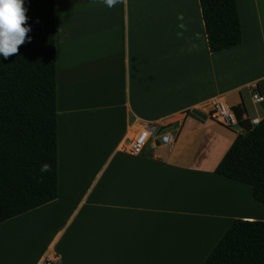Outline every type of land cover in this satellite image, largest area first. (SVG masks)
<instances>
[{"label": "crops", "instance_id": "crops-1", "mask_svg": "<svg viewBox=\"0 0 264 264\" xmlns=\"http://www.w3.org/2000/svg\"><path fill=\"white\" fill-rule=\"evenodd\" d=\"M235 1L241 43L211 53L198 0H55L57 198L0 223V264H202L234 220L264 221L248 185L214 173L241 130L209 101L264 117V0ZM146 126L174 142L122 152ZM25 225L47 229L32 255L5 236Z\"/></svg>", "mask_w": 264, "mask_h": 264}, {"label": "trees", "instance_id": "trees-1", "mask_svg": "<svg viewBox=\"0 0 264 264\" xmlns=\"http://www.w3.org/2000/svg\"><path fill=\"white\" fill-rule=\"evenodd\" d=\"M209 52L241 43L235 0H198ZM31 42L0 56V223L57 198L55 0H24ZM238 133L214 173L246 184L264 206V117L232 108ZM43 164L51 170L41 172ZM202 264H264V221L234 220Z\"/></svg>", "mask_w": 264, "mask_h": 264}, {"label": "clouds", "instance_id": "clouds-1", "mask_svg": "<svg viewBox=\"0 0 264 264\" xmlns=\"http://www.w3.org/2000/svg\"><path fill=\"white\" fill-rule=\"evenodd\" d=\"M99 2L108 8H114L118 4L126 3V0H99ZM26 12L24 0H0V56H3L4 59L18 54L19 47L26 42V39L27 42H31L30 37L27 36L31 28L25 26ZM177 19L183 21V14H178ZM178 27L187 30L184 23H180ZM177 36L182 37L183 32H177ZM50 170L51 165L49 164L41 166V172Z\"/></svg>", "mask_w": 264, "mask_h": 264}, {"label": "built area", "instance_id": "built-area-1", "mask_svg": "<svg viewBox=\"0 0 264 264\" xmlns=\"http://www.w3.org/2000/svg\"><path fill=\"white\" fill-rule=\"evenodd\" d=\"M251 99L254 103L262 101V95L256 88L251 90ZM208 117L225 127L235 128L239 127L236 117L231 107L226 105L222 100L212 99L208 104ZM251 125H257L260 121L259 118L249 119ZM241 132L243 131L240 127ZM174 142V136L170 131L160 127L146 126L145 128L137 131L121 146V151L130 155L143 154L146 147L151 143L156 147H164Z\"/></svg>", "mask_w": 264, "mask_h": 264}, {"label": "rangeland", "instance_id": "rangeland-1", "mask_svg": "<svg viewBox=\"0 0 264 264\" xmlns=\"http://www.w3.org/2000/svg\"><path fill=\"white\" fill-rule=\"evenodd\" d=\"M63 196H65V195L63 194ZM75 199H76V195H72L71 197H69L67 199L66 202H64L61 205V206H64L65 203L67 205L65 208H61V212H60L61 219H63L65 217L68 207L71 204H73ZM64 200H66V199L62 198L61 202L64 201ZM36 213L39 215V217L35 218V222L36 221H40V222L47 221L48 215H49L47 208H44L43 210H39ZM37 214H35V215H37ZM8 230H7L6 234H5V236L8 238V240H11V239L13 240L12 243H11L13 245H10V247L11 246H16L19 251L20 250H22V252L25 251V252L29 253L30 255L34 254L36 252V250H37V249H35V247H33V245H31V243H33L31 241V238H33L34 235H35V237H37L38 234H39V238H41V239H44L47 236V229H45L46 233H45V236H44L43 235V231L44 230L42 231V229H37V228L35 229V228L30 227V226L26 227V225L23 226V227H20V228L12 227V228H10ZM26 237H27V240H23ZM15 241L18 242V243L15 244ZM40 243L41 242H39V244ZM20 244H22L23 246L20 245ZM6 245H9V244H6Z\"/></svg>", "mask_w": 264, "mask_h": 264}]
</instances>
